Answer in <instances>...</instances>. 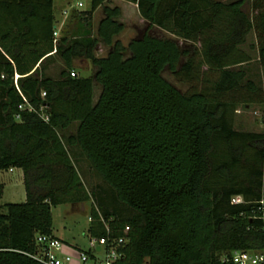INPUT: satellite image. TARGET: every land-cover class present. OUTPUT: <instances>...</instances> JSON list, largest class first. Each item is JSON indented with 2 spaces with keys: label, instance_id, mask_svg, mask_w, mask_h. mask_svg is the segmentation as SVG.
Listing matches in <instances>:
<instances>
[{
  "label": "trees",
  "instance_id": "16d2710c",
  "mask_svg": "<svg viewBox=\"0 0 264 264\" xmlns=\"http://www.w3.org/2000/svg\"><path fill=\"white\" fill-rule=\"evenodd\" d=\"M124 1L147 26L122 45L110 0L71 8L55 37L52 0H0V170L19 168L25 193L21 203L0 204V264H41L31 255L37 234L53 236L50 207L87 200L88 238H124L114 264H225L229 251L264 246V130L233 128L237 105L264 110V88L240 67L251 59L240 47L252 28L264 69V0H250L251 19L244 0ZM151 26L193 49L148 34ZM98 40L110 46L104 56L94 55ZM75 59L93 73L70 76ZM164 69L188 88L178 90ZM66 146L79 150L108 198L91 200ZM234 195L242 202L231 204Z\"/></svg>",
  "mask_w": 264,
  "mask_h": 264
},
{
  "label": "rangeland",
  "instance_id": "374dc122",
  "mask_svg": "<svg viewBox=\"0 0 264 264\" xmlns=\"http://www.w3.org/2000/svg\"><path fill=\"white\" fill-rule=\"evenodd\" d=\"M221 2H229L232 0H218ZM82 5H74L72 8L83 9L87 5L82 2ZM110 5H116L120 8V14L118 20L124 25L123 30L115 37L121 44L125 45L131 38L140 35L144 23L138 16L135 6L124 0H114L109 3ZM241 10L251 19L252 10L250 9V0H244L241 6ZM69 13L66 16V22L68 20ZM153 29L148 31L150 35H164L176 40L180 49L186 50L190 53L194 45L192 43L183 41L180 38H176L164 32H159ZM256 40L255 34L252 28L248 30L245 35V42L241 45V49L245 51L249 56L250 60L247 63L242 64L240 67L245 70L246 77L252 80L257 86L264 88V69H262L256 59L257 50L255 48ZM106 48L98 44L94 55H103ZM127 53L125 52L124 55ZM185 57L181 56L179 64L184 61ZM59 61V60H58ZM73 71L76 75L90 76L89 63L84 59H75L72 64ZM60 68L59 63L52 64L48 67L47 73L50 76L56 77L57 72ZM204 68V67H201ZM163 78L170 82L180 91H185L188 88V83L178 81L174 76L167 70L164 69L161 72ZM97 85L93 87V99L96 98L98 89ZM2 96L0 94V100ZM263 105L260 104H241L235 108L233 117V128L240 131L260 132L264 130V123L260 121L261 115L263 114ZM74 125L64 132V136L73 133ZM72 162L78 172L80 180L87 192L90 195L91 200L95 202L98 197H109V190L105 183L100 177L91 169L85 158L79 153L76 147L69 148L66 146ZM0 182H2V193L0 195V204L5 203H21L25 200V193L22 185L21 170L18 168L12 169L11 172L6 170H0ZM84 211L71 210V206L68 203H61L50 207L51 212V231L54 235L59 237L61 241L72 247H77L80 250L86 251L89 246V238L86 234L87 226V215L90 207V201L83 202ZM97 258L102 259L104 257L102 252L96 253ZM87 264H90L87 261Z\"/></svg>",
  "mask_w": 264,
  "mask_h": 264
},
{
  "label": "built area",
  "instance_id": "2783aa9c",
  "mask_svg": "<svg viewBox=\"0 0 264 264\" xmlns=\"http://www.w3.org/2000/svg\"><path fill=\"white\" fill-rule=\"evenodd\" d=\"M57 34L54 31L53 36ZM70 76H75L73 70L69 72ZM43 92L40 93L43 96ZM18 109H22L18 105ZM30 110V109H28ZM18 118V115H15ZM46 120V117L43 116ZM260 121L264 123V113L261 115ZM231 204L242 202L240 195L230 197ZM258 209L260 211L259 219L261 221V232L264 237V205L263 201L258 200ZM89 220V217H87ZM128 230L127 226L122 229L123 234ZM124 241L123 236L109 241L107 238H89V246L86 251L77 249L67 245L58 238L46 234H37L35 236V243L37 248L31 255L33 259L41 264H114L117 259L121 257V251L118 249L120 244ZM88 251V252H87ZM90 252V254H88ZM102 252L104 257L97 258L96 253ZM220 261L225 264H264V246L257 249H235L229 251L227 254L220 256Z\"/></svg>",
  "mask_w": 264,
  "mask_h": 264
},
{
  "label": "crops",
  "instance_id": "0c3cea01",
  "mask_svg": "<svg viewBox=\"0 0 264 264\" xmlns=\"http://www.w3.org/2000/svg\"><path fill=\"white\" fill-rule=\"evenodd\" d=\"M81 1L84 2L85 5L88 6V0H81ZM111 1H114V0H110V3H111ZM52 4H53V16H54L53 29H54V31L56 32L57 35H60V30L63 27V25L66 23L65 19H66V16L68 15V13L70 12L71 8L74 5H79L80 6V5H82V3L80 2V0H52ZM108 5L109 6H113V5H110L109 3H108ZM132 5L135 6L134 4H132ZM87 6L85 8H87ZM114 6H116V5H114ZM117 7L119 8V6H117ZM85 8H83V9H85ZM80 10H82V9H80ZM119 11H120V8H119ZM102 16H103L102 9H101V6H99L93 11L92 17H91V33H92L93 37H96V33H95L96 32V27H97L98 21L101 19ZM139 18L144 23L143 29L141 31V33H142L145 30L146 26H147V22L144 19H142L140 16H139ZM152 27H155L154 30H158L160 33L164 32L163 30H161L160 28H158L156 26H151L147 30V32L149 30L153 29ZM123 28H124V25H123ZM164 33H166V32H164ZM156 36H158V35H156ZM159 36H164V35H159ZM115 37L113 39H115ZM98 44H101V45H103L106 48L105 53L103 55H99V56H104L108 52V50L110 49V46H107V45L103 44L100 40H98L96 45H95V47H94V49H93V52L95 51V49H96ZM95 56H98V55H95ZM89 70L91 72L90 73V75H91L93 73V71H94V67L92 65H90V64H89ZM96 87H97L96 90L98 89V91H99V87L98 86H96ZM97 94H98V92H97ZM12 169H14V168H9L6 171L7 172H11ZM21 178H22V173H21ZM68 204H70L71 210L74 209V210H79L81 212L84 211L83 202L82 203H68ZM87 217H88V215H87ZM87 221H88V219H87ZM87 225H88V223H87ZM86 228H87V226H86ZM51 233H52V231H51ZM52 235L54 237L58 238L59 240H61L59 237H57L53 233H52ZM75 248H77V247L75 246Z\"/></svg>",
  "mask_w": 264,
  "mask_h": 264
}]
</instances>
